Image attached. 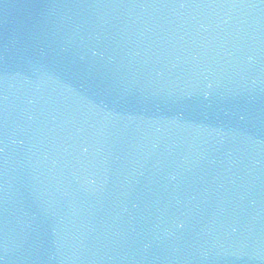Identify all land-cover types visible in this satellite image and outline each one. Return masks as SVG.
Wrapping results in <instances>:
<instances>
[{"label":"water","instance_id":"1","mask_svg":"<svg viewBox=\"0 0 264 264\" xmlns=\"http://www.w3.org/2000/svg\"><path fill=\"white\" fill-rule=\"evenodd\" d=\"M0 264H264V0H0Z\"/></svg>","mask_w":264,"mask_h":264}]
</instances>
